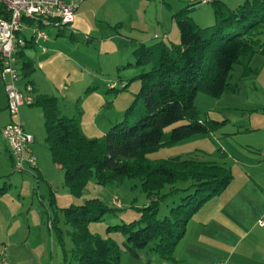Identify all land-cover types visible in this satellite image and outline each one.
Masks as SVG:
<instances>
[{
	"label": "rangeland",
	"instance_id": "obj_1",
	"mask_svg": "<svg viewBox=\"0 0 264 264\" xmlns=\"http://www.w3.org/2000/svg\"><path fill=\"white\" fill-rule=\"evenodd\" d=\"M197 1L200 0H126L119 4L118 9L114 8L112 14L107 11L110 6L105 8V13L102 14L103 4L109 5L102 0L73 1L77 6H81L79 11L76 10L75 15L84 12L85 18L75 24H66L64 28L67 32L72 27L82 28L81 31H77L78 40L73 42L80 47L77 53L78 59L81 56L85 65L82 66L75 58H72V62H68L70 58L61 49L68 47L69 42L74 39L68 35L65 39L58 38L60 44L58 50L62 51L64 58L58 59V104L62 114L75 115L81 120L79 131L84 137L98 138L103 135V131L106 132L112 125L123 121L124 110L130 106L139 89V84L132 80L140 71L129 65L135 61L133 52L140 45L139 39H149L144 42L149 47L158 42H163L165 45L178 44L179 31L172 23V15L183 9L192 8V4ZM220 1L233 8L244 0ZM85 10L91 12L86 13ZM187 13L199 27L204 28L214 24L211 4L197 5ZM119 21L121 25L118 24ZM159 22H162L161 26H158ZM85 23L90 26H83ZM52 28L54 27L48 25L41 30L45 33ZM156 28H159V40L153 38ZM164 30L170 31L168 38L165 39L161 38ZM171 30L175 32L173 35H170ZM118 33L123 37L117 39ZM111 35L117 38H110ZM250 66L257 69L258 73L247 78L242 77V68L239 65L234 66L228 83L231 87H236L235 91L230 87L218 99L202 93L196 94L194 105L202 119L210 118L220 123L225 121L216 131L193 136L170 147H161L148 155L149 160L155 161L174 157L185 159L194 154H201L204 155L205 160L214 161L228 168L235 180L224 192L202 204L187 222L188 233L177 243L173 253L174 258L180 256L179 264H202L194 260V254L188 256L192 249L197 254L203 253L204 250L215 252L231 247L235 241L236 227L239 231L241 229L239 235L245 233L249 227L245 218H237L245 217L253 203H256V206L260 203L259 192L253 188L246 189V183H240L242 173L235 163V159H239L236 154V150H240L238 145L259 136L257 132L241 133L240 129L253 126L259 121L257 117L259 113L251 112V109L253 110L255 106L260 107L264 103V54L257 53ZM35 74L40 75L37 76L43 80V84L41 83L43 91H54L48 87L54 77H48L44 73L42 75L40 71ZM125 84H127L126 89L119 91V88ZM110 86H115L118 91L109 89ZM24 109L27 111V121H25L27 127L35 132V147L42 156L45 155L41 163L45 179L51 183V186L39 181L28 167L25 171H17L14 166L9 165L5 153L0 154V186L10 184L8 187L5 186L7 194L3 200H0V253L5 252L7 264L9 261L10 264H77L69 257L72 227L65 223L61 210L71 205H80L88 199H98L110 207L114 204L115 207L121 208L116 215L106 214L100 221L92 222L88 226L92 235L110 241L118 248L120 253L118 264H172L148 250L140 251L138 258L131 256L125 248L127 241L121 232L113 229L107 231L108 227L139 219V209L147 204L140 181L137 178H123L120 182L102 186L91 178L82 194L78 198L73 197L64 183L63 172L51 161L47 151L44 142V120L40 115V109L29 104H25ZM97 111L98 114L92 120L94 112ZM137 115L138 110L128 120L134 121ZM8 117L7 111H0V127L11 119ZM19 117H21L20 113ZM108 119L111 120L109 126ZM2 143L0 137V148L3 146ZM181 186L176 185V187ZM183 196L184 193H177L162 200L158 209V218L167 215L169 209L178 205ZM230 209L232 211H229ZM223 215L229 218V223L216 232L219 226L215 224L216 217ZM201 223L204 228L198 232L196 226ZM27 237L29 238L26 242ZM249 240L250 237H247L243 242ZM22 241L25 244L19 251L20 255H15L13 251L10 254L7 251L12 244ZM200 244L204 248H200Z\"/></svg>",
	"mask_w": 264,
	"mask_h": 264
},
{
	"label": "trees",
	"instance_id": "obj_2",
	"mask_svg": "<svg viewBox=\"0 0 264 264\" xmlns=\"http://www.w3.org/2000/svg\"><path fill=\"white\" fill-rule=\"evenodd\" d=\"M207 4L212 6V26L199 27L188 16L187 12L202 5L200 0L192 8L172 15V23L179 31L178 44H140L133 52L135 61L129 65L140 71L132 80L139 84V89L124 110L123 121L112 125L102 136L84 137L79 131V118L62 114L53 96H38L29 104L42 113L47 151L63 172L64 183L73 197L82 194L91 178L102 186L123 178L140 181L147 204L139 209V219L107 228L108 232H121L127 241L126 250L135 258L140 251L148 250L178 264L173 252L185 234L187 222L208 199L224 192L233 178L228 168L205 160L201 154L185 159L148 158L161 147L211 134L225 122L200 117L194 105L197 93L221 97L231 87L228 78L235 65L242 68L243 78L258 73L250 62L257 53L264 54V0H244L233 8L220 0H208ZM167 37L165 34L161 38ZM20 48L15 58L21 62L22 80L28 79L33 70ZM30 84L28 80L24 92L19 90L26 99V93L32 91ZM28 86L30 92L26 91ZM126 87L127 84L122 85L119 91ZM109 89L117 90L115 86ZM230 89L235 91L236 87ZM136 110L137 117L129 121ZM10 122L11 119L7 124ZM12 161L14 166L13 158ZM177 184L182 186L176 187ZM5 192L6 188L1 187L0 197ZM177 193H184L179 204L159 219L160 202ZM112 205L88 199L61 210L65 223L72 227L69 257L77 264H118L120 253L114 243L92 235L88 229L90 223L100 221L104 215L121 211Z\"/></svg>",
	"mask_w": 264,
	"mask_h": 264
},
{
	"label": "crops",
	"instance_id": "obj_3",
	"mask_svg": "<svg viewBox=\"0 0 264 264\" xmlns=\"http://www.w3.org/2000/svg\"><path fill=\"white\" fill-rule=\"evenodd\" d=\"M66 1L73 2L75 0H66ZM102 1H103V3H109V5L103 4L104 7H102L103 8L102 14L105 13V8L107 9L109 6H110V8L107 11H108V13L112 14L113 13L112 10L114 8L118 9V7L120 6L119 4L126 1V0H102ZM131 1H133V0H131ZM73 3H76V2H73ZM80 8H81V6L79 5L76 7V10L79 11ZM76 10H75V12H76ZM85 12L90 13L91 10H85ZM83 14H84V12H81V13L78 12V16L75 15L73 23L75 24L81 20L83 21V18H85L84 17L85 15L83 16ZM122 19H123V17H122ZM120 23L121 22L119 21L118 24H120ZM160 24H162V22H159L158 26ZM29 26L30 25L28 23H26L25 27L23 28V30L21 32L22 37L25 39V45L20 48V51H22V57L31 64L33 73L28 79H22L21 80V75H20L21 73L19 71V68L21 67V62L18 60L16 67H17L18 73L20 75V77H19L20 79H19V82L17 83V88L24 92L26 82L28 80H30L31 81L30 85L32 87V91L30 93H26V95H25L29 100L34 101V99L38 96H53L58 100V59L63 58L62 51L67 54L68 58H70L67 60L68 62H70L72 60V58H75V60H77L80 64H82V66L85 65V62L81 56L78 59L77 53H78L80 47L78 46V44H74V42H73V41L78 40L76 38L77 31L78 30L81 31L82 28L78 27V26L72 27V28L68 29V32H67V29H65V28H63L61 30H58L56 28H52L51 30L45 31V33H46L45 40L41 39V40H38L37 42H35V40L32 38ZM83 26H90V25H87L85 23V25H83ZM116 27H118V26H116ZM120 29H122V26H120ZM158 31H159V28H156V31H155L153 38L158 37ZM169 32L170 31L164 30L162 33V36H164L165 34H167V36H169ZM140 33L142 34L141 31H140ZM174 33L175 32L172 31V33H170V35H173ZM67 35L71 39L73 38L74 40H71V42H69L68 47L67 46L62 47L61 48L62 51L60 49L58 50V47L60 46L58 38L65 39V38H67ZM117 37H119V38H117ZM117 37H113L111 35L110 38L120 39L123 36L121 35V33H118ZM147 40H149V39H141V40L139 39V43L144 44V42H147ZM146 44L147 43H145V45ZM77 61H76V63H77ZM37 71L38 72L40 71L42 75L44 73L48 77H52V78L54 77L52 84L51 85L48 84V87H50L54 91H51V92L43 91V88L41 87V83L43 84V80H41L39 78L40 75L35 74ZM6 106H7L6 96H5V93L3 90L2 83L0 81V111L6 112L7 111ZM24 108H25V105L21 106L19 109V113L21 115V117H20L21 121L24 124L25 132L32 135V137H33V143L31 145V152L36 158V166H35V168L32 169L33 174H35L38 177V180L41 181L43 184L46 183L47 185L51 186V183L47 179H45V173H44L43 165L41 163V160L43 157H45V155L42 156L41 153L38 151V148L35 147V142H36L35 132L33 133V131H31L29 129V127H27V123L25 122V121H27V119H26L27 111ZM251 112L259 113V114H257V117H259V121H256L253 126L241 127L240 130L242 132L241 131H237V132H239V133L241 132L244 134H250V133L257 132V134H259V136H258V138L257 137L250 138L249 140L246 141L245 144L240 143V145H238V148L240 150H236V154H237L239 159H235L236 160L235 163L237 164L239 170L242 173V176L239 179L240 183H246V189L253 188V189L257 190L261 196L260 203L257 206H256V203H253V206H251L248 209L245 217L237 218V219H244L245 218L247 220V225H249V227H248V230L241 235H239L241 229L239 231V228L236 227V230L234 232L235 241L231 247H228L224 250H217L215 252H209V250H207V251L204 250L203 253L200 252L197 254L194 253V249H192L188 256L194 254L193 255L194 260L198 261L199 263H202V264H264V225L263 226L259 225V221L264 220V103L260 107H257V106L253 107V110L251 109ZM97 114H98V111L94 112L91 119L94 120L95 119L94 116ZM40 115H42L41 111H40ZM119 116H121V115H118V117ZM107 121H108V126H109L111 124V120L108 119ZM8 122L9 121L4 123L0 127V137H1V140L3 142L2 143L3 146L0 148V154L5 153L4 155H5V157H7L6 159L9 163V165H11L13 167V161L11 158V154H10L9 149L7 147V144L5 143V141L2 137V134H1L2 128ZM80 122H81V120L79 119V123ZM94 123H96V121ZM105 128H107V125L105 126ZM104 130H106V129H104ZM104 133H105V131H103V134ZM57 173H58V171H57ZM233 181H235L234 177L232 178L231 183ZM5 186L8 187V186H10V184H8V185L2 184V186H0V188L5 187ZM32 187H33V185H32ZM6 194H7V190H6L5 194L0 197V200H3ZM227 207H229V205ZM229 211H232V209H230ZM28 219H29V217H28ZM228 223H229V218H227L225 215H223L222 217L217 216L216 220H215V224H217V226L218 225L219 226H218V230L216 232H219V230L221 228L227 226ZM203 228H204L203 223H201L198 226H196V231L200 232ZM187 233H188V230L186 227V231H185L183 238L186 236ZM22 235H25V234L22 233ZM247 237H250L249 242H243ZM28 238L29 237L26 238V242H27ZM46 238H48V237H46ZM194 240H195V238H194ZM242 242H243V244H242ZM221 243H222V241H221ZM2 244H4V242H2ZM24 244H25L24 241H22L20 243L12 244L13 247L11 245L10 247H8L7 251L10 254L13 251V253L18 256V255H20L19 251L21 248L24 247ZM200 248H204V246L200 244ZM175 250L176 249H174L173 253H175ZM186 252H187V250H186ZM183 254H184V252H183ZM182 257L184 258V255H182ZM178 258L175 257L174 259L179 264V262L181 261V258H180V256H178ZM9 264H10V261H9ZM16 264H23V263H16Z\"/></svg>",
	"mask_w": 264,
	"mask_h": 264
},
{
	"label": "built area",
	"instance_id": "obj_4",
	"mask_svg": "<svg viewBox=\"0 0 264 264\" xmlns=\"http://www.w3.org/2000/svg\"><path fill=\"white\" fill-rule=\"evenodd\" d=\"M80 2L83 0H79ZM208 0H201L207 4ZM0 79L3 83L7 98V109L11 122L2 130V136L14 160L15 169L19 172L25 168L33 169L36 158L31 152L32 135L24 130L23 122L19 119V108L30 104L17 88L19 73L15 52L25 45L20 34L28 22L32 38L45 40L46 34L42 27L52 26L64 28L74 21L76 3L66 0H0ZM27 92L31 87L26 88ZM264 225V220L259 221ZM0 264H7L5 252L0 253Z\"/></svg>",
	"mask_w": 264,
	"mask_h": 264
}]
</instances>
